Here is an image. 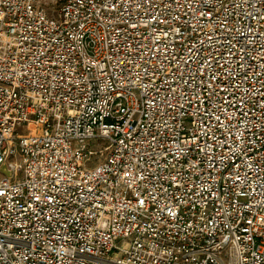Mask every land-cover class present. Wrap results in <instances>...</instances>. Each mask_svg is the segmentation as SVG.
I'll list each match as a JSON object with an SVG mask.
<instances>
[{
    "label": "built area",
    "instance_id": "built-area-1",
    "mask_svg": "<svg viewBox=\"0 0 264 264\" xmlns=\"http://www.w3.org/2000/svg\"><path fill=\"white\" fill-rule=\"evenodd\" d=\"M0 264H264V0H0Z\"/></svg>",
    "mask_w": 264,
    "mask_h": 264
},
{
    "label": "rangeland",
    "instance_id": "rangeland-1",
    "mask_svg": "<svg viewBox=\"0 0 264 264\" xmlns=\"http://www.w3.org/2000/svg\"><path fill=\"white\" fill-rule=\"evenodd\" d=\"M38 4L42 6L48 13L56 14L59 8L64 5L67 0H37ZM122 247L125 246L123 242L119 243ZM113 258H119V254L112 255Z\"/></svg>",
    "mask_w": 264,
    "mask_h": 264
}]
</instances>
